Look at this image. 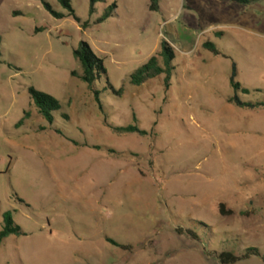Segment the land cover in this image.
<instances>
[{
	"label": "rangeland",
	"instance_id": "rangeland-1",
	"mask_svg": "<svg viewBox=\"0 0 264 264\" xmlns=\"http://www.w3.org/2000/svg\"><path fill=\"white\" fill-rule=\"evenodd\" d=\"M251 1L160 0L150 12V0H106L90 16L89 0H70L78 24L37 1L0 0V231L11 211L25 233L7 239L0 264H220L223 252L264 254V110L229 103L231 60L242 87L261 91L242 99L264 102V0ZM114 3L115 16L94 25ZM163 41L176 56L170 87L165 76L131 85ZM82 42L107 71L96 84L102 108L72 76ZM107 83L122 94L105 92ZM31 87L60 102L52 125ZM130 125L147 135L112 130Z\"/></svg>",
	"mask_w": 264,
	"mask_h": 264
},
{
	"label": "trees",
	"instance_id": "trees-1",
	"mask_svg": "<svg viewBox=\"0 0 264 264\" xmlns=\"http://www.w3.org/2000/svg\"><path fill=\"white\" fill-rule=\"evenodd\" d=\"M40 2L44 8L57 20H63L67 17H73L74 20L80 24V19L75 15V12L71 6L70 0H58V3L68 11V15L58 13L54 11L51 5L46 0H33ZM220 2H230L240 5H249L251 0H218ZM90 9L89 14L93 16L95 14L96 6L98 4L106 3V0H89ZM160 6V0H150L149 10L150 12H158ZM117 10V4L109 6L103 13V15L94 22V25H100L107 22L109 19L115 16ZM87 24L82 25V28H86ZM203 49L215 57H222L224 59L230 60V58L221 52L215 44L212 42H205L203 44ZM175 50L174 48L163 41L161 43L160 52L150 58V60L140 67L135 73L130 76V84L133 86L141 87L149 80L165 76V88L170 87V81L176 71V68L173 65L175 60ZM74 58L81 65V73L77 74L72 73L73 77H78L83 83H85L88 88L93 92L97 103L101 105L100 95L101 92L96 89L97 82L101 81L103 77H107V71L104 66L102 59L98 58L94 52L91 50L90 46L87 43H80L79 47L74 51ZM238 68L237 64L231 60V75H230V86L233 90V96L229 99V103L234 106L247 109L251 111L255 110H264V102H246L242 99V96H250L251 94L261 93L260 90H250L243 88L242 85L238 82ZM110 91L116 96H120L122 91H115V89L107 83V88H104V91ZM28 95L38 110V113L42 118L50 125L54 123V114L61 110L60 102L53 96L38 91L35 88L31 87L28 89ZM134 122H137L134 119ZM23 121H21L18 126H21ZM115 134H137L140 136H146L147 132L141 130L137 125H130L127 127H116L112 129ZM15 196V195H14ZM16 200L22 204L25 202L22 199H19L15 196ZM219 212L222 216H230L233 214L232 211H226L225 205L220 204ZM179 234H184L185 232L182 229L177 230ZM189 235L194 240H198L197 235L192 231H187ZM11 236H25L22 228L16 224L13 218V213L11 211L3 214V226L0 231V248L4 245L7 239ZM122 249H127V247L121 246ZM252 257L260 258L264 262V254H262L256 248H249L241 256L234 255L229 252H223L219 255L218 259L220 264H237L245 260H249Z\"/></svg>",
	"mask_w": 264,
	"mask_h": 264
}]
</instances>
